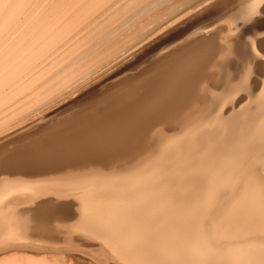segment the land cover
<instances>
[{"label":"bare ground","instance_id":"bare-ground-1","mask_svg":"<svg viewBox=\"0 0 264 264\" xmlns=\"http://www.w3.org/2000/svg\"><path fill=\"white\" fill-rule=\"evenodd\" d=\"M167 6L169 10L148 19ZM196 10V21L169 29L150 50L145 46ZM135 12L139 14L130 18ZM263 14L264 0H0V127L13 121L10 134L45 119V111L62 100L90 95L93 90L83 89L125 55L141 48L144 55L157 52L179 32L202 29L198 37L167 54L197 47L187 59L165 67L171 58L162 57L149 81L141 85L132 78L115 93L103 95L105 105L91 117L64 123L44 138L0 156V229L6 245L45 253L49 249L42 241L48 238L54 248L63 243L76 253L77 247L96 248L91 252L104 258H95L98 264H264ZM200 16L211 19L201 21ZM123 34L126 39L113 45ZM220 36L242 44L254 64L251 76L165 159L109 177L118 168L115 162L133 159L145 147L153 125L171 121L194 101L213 63L209 61L221 52L216 44ZM197 62L203 63L200 68ZM196 69L166 109L116 148L115 155L40 166L55 162L60 154L63 158L69 151L63 152L77 144L95 146L93 142L114 126L118 132L121 124L161 102L183 74ZM28 116L33 121L23 120ZM55 215L68 220L57 240L43 236ZM31 238L36 245L23 244ZM0 264L59 263L49 262L46 254L12 253L0 256Z\"/></svg>","mask_w":264,"mask_h":264},{"label":"rangeland","instance_id":"rangeland-1","mask_svg":"<svg viewBox=\"0 0 264 264\" xmlns=\"http://www.w3.org/2000/svg\"><path fill=\"white\" fill-rule=\"evenodd\" d=\"M169 6H171V4ZM169 6L164 7L162 8V10L160 9L159 11L157 10V8L154 9L157 11H155L148 19L159 15L164 10H169L170 8ZM231 6H232L231 4L229 6L224 5L223 7L220 8L219 11L224 12L227 9H229ZM196 12L197 10L193 12L190 11L188 15H186L184 18H181L174 25L170 26L168 29L160 31L157 35H155L153 38L147 41L145 46L146 47L150 46L148 48L150 50V48H152L151 46H154L156 42L160 40L161 37L166 36L169 29H172L176 26H179L182 29L185 27L184 22H186L187 20L196 21L195 19ZM138 14L139 12H135L130 18L135 17ZM261 17L264 20V14ZM200 18L201 21L202 19L203 20L207 19L206 21H208V19H211V18H203V16H200ZM143 23L142 24L140 23L138 27L143 25ZM136 28L137 26L134 27L133 30L129 29L127 31L128 34H130L131 31L132 34L135 30L138 29ZM201 30L202 29H199L195 33H187L184 32L183 30L179 32L177 36L173 37L171 41L164 48H161L157 52H152L144 55V53L142 52L144 49L141 48L140 50H137L131 54L125 55L124 57H122L121 59H119L109 67L107 72L103 74L104 77L102 75V78H97L89 86L83 89L84 92L93 90V92L90 95H85L82 98L71 96L72 98L70 97L54 104L52 108L45 111L44 113L45 119L41 120V119H37L38 117H36L34 120L36 119L37 120L28 128L10 134L12 132L8 128L14 125V123H12L13 121H9L7 125L0 127V156L5 155L7 152L11 150L25 146L31 142H34L39 138H44L50 132L63 127L65 125L64 123L73 121L79 117H83L82 119H85L84 117L87 116L91 117L94 114L93 113L94 111L103 108V106L105 105L106 102L102 100L103 95L105 94L109 95L115 93L117 89L123 87L128 81L133 80L134 78L135 80L138 79L140 84L143 85L144 82L149 81L155 75L156 71L154 69L153 70L151 69L159 59L166 56L170 52L175 51L176 49H178L179 46L182 47L183 44H185V42L191 39L192 37H198L196 33H198ZM123 35H120V37L116 41H113L112 42L113 45L118 43L119 40L126 39L125 37L126 34ZM216 42L218 47L221 49V52L222 50H224L225 52L223 53L220 52L211 61H209V62L213 61V63L208 70V76L206 77L205 80H203L201 86H199V90H197L198 93L194 101H192L189 105L186 106V108L180 113L181 115L179 114L171 121L168 120L162 126L153 125L149 130L151 133H149V135L147 136L145 147L140 152L135 153L133 159L132 158L121 159L115 162L114 166L118 168L116 169V171L109 172L108 173L110 175L109 177L125 176L136 170H140L143 167H147L153 163L165 159L178 146H183L184 144H186L187 140L195 132H197L204 126V123L218 109L221 103L226 98L235 95L237 88L240 87L249 78V76H251V74L254 71V64L252 59L249 58L243 51L242 44L234 45L232 41H229L221 36L217 37ZM112 43H110V45H108L106 48L112 46ZM102 44H104V41L103 43H101V45ZM197 51H198L197 47H191L189 49L187 48L185 51L183 50L172 56L167 55V57L171 58V60L167 62L164 66L165 67L174 66L177 63H179L182 59L183 60L187 59ZM88 53L89 52H86L83 56H85ZM142 55L143 57L141 59H138V57ZM136 57L138 60L136 59ZM200 63H198L199 66L197 65L199 68L204 63V61L202 64ZM124 65H129V67L126 68L124 71L115 75L114 76L115 78L112 77L111 79L102 82V80H104L107 76H111L120 67ZM222 65L227 66L228 68L222 69L221 68ZM196 71L197 69L187 71L185 74L182 75V78L180 79L181 81H179L178 85H175L174 88H172L173 92L169 90L167 92L168 94L165 93L163 95L164 99L161 102L155 103L149 107L144 108L143 110H141V112H138V114L136 113L132 118L127 120V123L121 124L122 126L120 125L119 128L121 129L122 132L120 131V129L118 130V132L121 133L118 132L115 133L114 132L115 126H114L113 128H111V131L108 130V132L103 137L93 142L95 146L93 145L91 146L85 143L86 145L81 144L80 146L81 148H80L79 147L80 144H77L73 148H69L67 151L63 152L65 153L69 151L70 154L67 153V155L66 154L63 155V158L62 155L60 154V156L58 155L59 157L57 156L58 158L54 157L53 160H55V162L52 160L43 161L42 164L43 163L45 164L42 165L41 163H39L40 166L44 167L45 165L48 166L49 164H50L49 166L52 165L57 166V164H60L61 162L65 163L67 161L70 162V160L71 161L85 160V158L91 159V157L94 158V156L95 158L106 160L111 156L115 155V151L120 147H122L129 140V138H131L132 135H134V133H137V131L144 128L145 125L151 123V121H153V119L157 114L161 113L163 110L166 109V106L169 105V103H171L179 95L181 91L180 89L183 87L186 81L192 78V76L196 73ZM226 71L229 72L228 75L225 74ZM96 75L91 77V79H93ZM253 77L254 78L256 77V79L260 78L255 75H253L252 78ZM177 86L179 87L177 88ZM142 114L144 115V117ZM103 116L106 115H101L99 117H103ZM29 117L30 116L24 118L23 120L30 119V121H33L32 118ZM126 125L128 127H125ZM73 133H77V132L75 131ZM70 135L72 134H67L66 136L68 137ZM94 147H96L97 149H94ZM70 149L72 150L70 151ZM78 149L79 151H83V150L84 152L86 151L84 153L85 155L89 151L93 150L94 152L92 151L93 153L92 152L90 153L92 154V156L88 153L86 156L84 154L73 156L74 153L71 152L78 151ZM129 164H131V166H128L126 168H121V166L129 165ZM67 221L68 220L66 218L61 217L59 215L51 216L48 222L49 224L48 226L50 229L47 231V234H44L43 236L50 237L51 239H56V240L59 239V237L62 236L60 232V227L61 225L65 224ZM4 233L5 232L3 228H1L0 250H5L6 252L0 253V256L9 255L12 253H18L20 255L31 254L35 256L46 254L48 256V261L52 263L55 261H57L59 264H96L97 263V261H95L96 254L94 252H91L92 249H96V248L85 249V248L77 247L76 250H78V253H76L73 252L74 250L73 248L67 247L63 243L58 244L61 245L59 246L61 248H54L56 244L50 243L48 241V238H46L47 240H43L42 242L44 243L43 246L46 249H49V251L45 253H40L35 250L33 251L25 250L20 247L10 248V246L6 245L5 243ZM35 242L37 241H34L33 238H31L30 242L27 243L24 242L23 244H30L28 246H32L37 244ZM96 259L103 260L104 258L100 256V258H96Z\"/></svg>","mask_w":264,"mask_h":264}]
</instances>
